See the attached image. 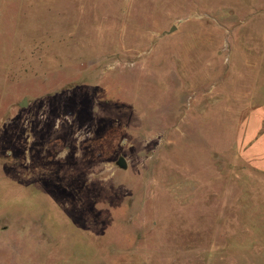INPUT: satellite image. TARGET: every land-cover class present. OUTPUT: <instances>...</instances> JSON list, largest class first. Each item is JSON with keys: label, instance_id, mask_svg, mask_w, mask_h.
<instances>
[{"label": "rangeland", "instance_id": "obj_1", "mask_svg": "<svg viewBox=\"0 0 264 264\" xmlns=\"http://www.w3.org/2000/svg\"><path fill=\"white\" fill-rule=\"evenodd\" d=\"M258 104L264 0H0V264H264Z\"/></svg>", "mask_w": 264, "mask_h": 264}, {"label": "crops", "instance_id": "obj_2", "mask_svg": "<svg viewBox=\"0 0 264 264\" xmlns=\"http://www.w3.org/2000/svg\"><path fill=\"white\" fill-rule=\"evenodd\" d=\"M251 118L247 123L248 139L254 140L248 143V149L256 159V163L264 170V104L253 107Z\"/></svg>", "mask_w": 264, "mask_h": 264}, {"label": "water", "instance_id": "obj_3", "mask_svg": "<svg viewBox=\"0 0 264 264\" xmlns=\"http://www.w3.org/2000/svg\"><path fill=\"white\" fill-rule=\"evenodd\" d=\"M19 105L25 106L26 105L25 99H22V101L19 103ZM116 164L121 168H126V166H127L126 160L122 156L118 157V159L116 160Z\"/></svg>", "mask_w": 264, "mask_h": 264}]
</instances>
